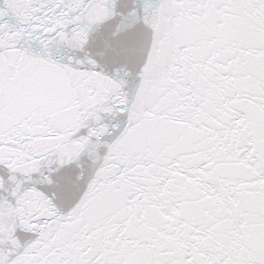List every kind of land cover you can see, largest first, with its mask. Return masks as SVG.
Wrapping results in <instances>:
<instances>
[{
    "label": "snow or ice",
    "instance_id": "snow-or-ice-1",
    "mask_svg": "<svg viewBox=\"0 0 264 264\" xmlns=\"http://www.w3.org/2000/svg\"><path fill=\"white\" fill-rule=\"evenodd\" d=\"M0 264H264V0H0Z\"/></svg>",
    "mask_w": 264,
    "mask_h": 264
}]
</instances>
